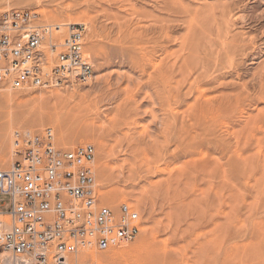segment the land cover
Returning a JSON list of instances; mask_svg holds the SVG:
<instances>
[{
	"label": "rangeland",
	"instance_id": "374dc122",
	"mask_svg": "<svg viewBox=\"0 0 264 264\" xmlns=\"http://www.w3.org/2000/svg\"><path fill=\"white\" fill-rule=\"evenodd\" d=\"M178 1L0 0V9L36 11L43 24L89 27L86 50L95 77L88 85L19 91L0 84V134L8 132L11 115L17 126L0 146L10 158L0 170L18 159L12 151L16 131L51 128L59 148L94 145L102 200L112 207L129 204L141 214L143 228L134 242L108 251L85 248L75 264H149L156 247L173 255L183 246L187 250L181 256L188 253L189 264H264V0ZM120 103L129 116L117 114ZM118 119L123 121L113 132ZM124 120L128 126L121 125ZM128 141L135 147L143 142L136 147L142 159L122 152ZM177 228L184 233L178 241L173 236Z\"/></svg>",
	"mask_w": 264,
	"mask_h": 264
},
{
	"label": "built area",
	"instance_id": "2783aa9c",
	"mask_svg": "<svg viewBox=\"0 0 264 264\" xmlns=\"http://www.w3.org/2000/svg\"><path fill=\"white\" fill-rule=\"evenodd\" d=\"M39 20L27 8L0 9V84L88 85L95 77L88 25ZM14 147L19 160L0 170V264H74L82 249L108 251L139 237L141 214L129 204L109 206L99 194L94 145L59 148L49 128L18 132Z\"/></svg>",
	"mask_w": 264,
	"mask_h": 264
},
{
	"label": "bare ground",
	"instance_id": "6f19581e",
	"mask_svg": "<svg viewBox=\"0 0 264 264\" xmlns=\"http://www.w3.org/2000/svg\"><path fill=\"white\" fill-rule=\"evenodd\" d=\"M175 2H176V1H175ZM177 2H179V1L177 0ZM179 3H180V2H179ZM181 5H182V4H181ZM179 7H180V6H179ZM184 8H185V7H184ZM189 11H190V10H189ZM189 11L187 10V12H189ZM184 12H185V10H184ZM56 19H57V18H56ZM191 21H192V19H191ZM77 23H79V21H78ZM196 23H197V22H196ZM69 24H71V23H69ZM79 24H82V23H79ZM83 24H85V23H83ZM60 25H68V23H61ZM194 27H195V26H194ZM194 27H193V28H194ZM218 31H220V30H218ZM190 32H192V29H191ZM222 32H223V31H222ZM222 32L220 33L221 35H222ZM126 34H127V33H126ZM166 34H167V36H168V33L165 32V35H166ZM206 34H207V33H206ZM218 34H219V32H217V35H218ZM123 36H124V35H123ZM125 36H126V35H125ZM132 36H133V35H132ZM167 36H164V37L166 38ZM189 36H190V35H189ZM210 36H211V35H210ZM170 37H171L172 39H174L171 35H170ZM170 37H169V38H170ZM185 37H186V36H185ZM233 37H234V36H233ZM128 38H129V37H128ZM169 38H168V39H169ZM188 38H189V37H188ZM188 38H187V42H188V40H189ZM212 38H213V37H212ZM126 39H127V38H126ZM220 39H221V38H220ZM220 39H219V40H220ZM232 39H233V38H232ZM169 40H170V39H169ZM215 40H217V39H215ZM233 40H234V39H233ZM154 41H155V40H154ZM222 41H223V40H222ZM231 41H232V40H231ZM182 42H186V40L184 39ZM187 42L185 43V45L187 44ZM190 42H192L191 39H190ZM203 42H204V40H203ZM220 42H221V41H220ZM220 42H219V43H220ZM224 42H225V41H224ZM228 42H229V41H228ZM194 43H195V42H194ZM194 43H193V44H194ZM200 43H201V42H200ZM141 44H143V43H141ZM182 44H183V43H182ZM191 44H192V43H190V45H191ZM222 44H223V42H222ZM224 44H225V43H224ZM224 44H223V45H224ZM228 44H229V43H227V45H228ZM230 44H232V43H230ZM240 44H241V43H240ZM185 45L183 44L182 46L185 47ZM195 45H196V43H195ZM197 45H198V44H197ZM210 45H212V44L210 43ZM223 45H222V46H223ZM232 45H233V44H232ZM187 46H188V45H187ZM200 46H201V45H200ZM237 46H239V45H237ZM247 46H248V45H247ZM125 47H126V46H124L123 48L125 49ZM127 47H129V46H127ZM127 47H126V48H127ZM195 47H196V46H195ZM195 47H194V48H195ZM198 47H199V46H198ZM198 47H196L195 49H197ZM224 47H225V45H224ZM243 47H245V46H243ZM186 48H187V47H186ZM203 48H204V47H203ZM210 48H211V51H212L213 48H212V47H210ZM222 48H223V47H222ZM226 48H227V47H226ZM226 48H225L224 50H226ZM229 48L231 49V46H230ZM121 49H122V48H121ZM189 49H190V48H189ZM215 49H216V48H215ZM233 49H234V47H233ZM244 49H245V48H244ZM128 50H129V49H128ZM128 50H124L123 53H128V54H129V51H128ZM190 50H191V49H190ZM192 50L194 51V49H192ZM192 50H191V51H192ZM224 50H223V52H224ZM122 51H123V50H122ZM168 52H169V51H168ZM213 52H214V51H213ZM230 52H232V51H230ZM233 52H234V51H233ZM236 52H237V50H236ZM166 53H167V52H166ZM191 53H192V52H191ZM195 53H196V52H195ZM198 53H199V52H198ZM224 53H225V52H224ZM174 54H175V53H174ZM174 54H173V55H174ZM189 54H190V53H189ZM196 54H197V53H196ZM196 54H195V55H196ZM222 54H223V53H222ZM222 54H221V55H222ZM226 54H227V52H226ZM226 54H225V55H226ZM229 54H230V53H229ZM232 54H233V53H232ZM131 55H132V54H131ZM168 55H170V53H169ZM175 55H176V54H175ZM192 55H193V53H192ZM195 55H193V56H195ZM227 55H228V54H227ZM235 55H236V53H235ZM235 55H234V56H235ZM136 56H137V55H136ZM171 56H172V55H171ZM208 56H209V54H208ZM217 56H218V55H217ZM229 56L231 57V55H229ZM236 56H237V55H236ZM131 57H132V56H130V54H129V59H131ZM168 57H169V56H168ZM191 57H192V56H191ZM195 57H196V56H195ZM227 57H228V56H227ZM134 58H136V57L134 56ZM185 58L187 59V57H185ZM185 58H183V59H185ZM207 58H210V57H207ZM232 58H233V57H232ZM232 58H231V59H232ZM234 58H235V57H234ZM129 59H128V60H129ZM183 59H182V61H183ZM228 59H229V57H228ZM228 59H227V60H228ZM187 60H188V59H187ZM208 60H209V59H208ZM224 60H225V59H224ZM229 60H230V59H229ZM184 61H186V60H184ZM191 61H192V59H191ZM232 61H233V60H230L231 63H232ZM166 62H167V61H166ZM193 62H194V61H193ZM211 62H212V61H211ZM215 62H216V61H215ZM228 62H229V61H228ZM129 63H130V62H129ZM167 63H168V62H167ZM167 63H166V64H167ZM184 63H185V62H184ZM184 63H180V67H181V65L183 66ZM233 63H234V62H233ZM187 64H188V61H187ZM187 64H186V65H187ZM203 64H204V63H203ZM214 64H215V63H214ZM217 64H220V63L216 62V65H217ZM233 65H234V64H233ZM170 66H171V65H170ZM173 66H174V65H173ZM184 66H185V64H184ZM187 66H189V64H188ZM191 66L193 67V65H191ZM195 66H197V65H195ZM225 66H226V65H225ZM227 66H228V65H227ZM230 66H231V65H230ZM156 67H158V65H157ZM166 67H167V66H166ZM178 67H179V66H178ZM180 67H179V68H180ZM202 67L204 68V65H203ZM202 67L200 66V68H201L200 71H202ZM159 68H160V70H162L160 66H159ZM164 68H165V67H164ZM164 68H163V69H164ZM188 68H189V67H188ZM200 68H199V69H200ZM225 68H226V67H225ZM165 69H166V68H165ZM185 69H187V68H185ZM220 69H221V68H220ZM180 70H182V68H181ZM192 70H193V69H192ZM203 70H204V69H203ZM213 70L215 71V69H213ZM185 71H186V70H185ZM190 71H191V70H190ZM190 71H189V72H190ZM204 71H205V70H204ZM206 71H208V70H206ZM165 72H166V71H165ZM166 73H167V72H166ZM166 73H164V71H163V73H161V74H166ZM186 73H187V72H186ZM154 74H155V73H154ZM161 74H160V75H161ZM209 74H210V73H209ZM171 75H172V74H171ZM161 76H162V75H161ZM164 76H166V75H163V77H164ZM167 76H168V75H167ZM184 76H185V75H184ZM209 76H211V75H209ZM260 76H261V74H260ZM169 77H170V76H168V78H169ZM207 78H208V76H207ZM183 79H185V77H184ZM164 80H165V77H164ZM179 80H180V79H179ZM207 80H210V79H207ZM165 81H166V80H165ZM181 82H183V80H182ZM208 82H209V81H208ZM177 83L179 84V81H178ZM170 84H171V83H170ZM172 84H173V82H172ZM178 84H177V85H178ZM220 84H221V82H220ZM222 84H223V83H222ZM224 84H225V83H224ZM246 84H247V83H246ZM190 85H191V84H190ZM178 86H179V85H178ZM219 86H220V85H219ZM9 87H11V86H9ZM243 87H244V85H243ZM11 88H12V87H11ZM171 88H172V86H170V89H171ZM190 88H191V87H190ZM190 88H189V89H190ZM198 89H200V88H198ZM201 89H202V88H201ZM40 90H41V89H40ZM172 90H173V89H172ZM172 90H171V91H172ZM19 91H26V90H19ZM181 92H182V91H181ZM177 93H178V92H177ZM186 93H187V91H186ZM8 94H9V93H6V95H3V96H5L6 100H7V99H10V96H9L10 94H9V95H8ZM173 94H174V93H173ZM183 94H184V93H183ZM202 94H203V93H201V95H202ZM175 95H176V94H175ZM177 96H178V95H177ZM202 96H203V95H202ZM202 96H201V97H202ZM172 97H174V95H173ZM199 97H200V96H199ZM199 97H198V98H199ZM201 97H200V98H201ZM221 97H222V96H221ZM249 97H250V96H248V98H249ZM3 98H4V97H3ZM5 98H4V99H5ZM174 98H176V96H175ZM196 98H197V97H196ZM198 98H197V99H198ZM245 98H247V97L245 96ZM248 98H247V99H248ZM12 99H13V97H12ZM12 99H11V100H12ZM178 99H179V98L177 97V100H178ZM249 99H250V98H249ZM6 100H5V101H6ZM11 100H10V102H11ZM171 100H172V99H171ZM179 100H180V99H179ZM179 100L176 101V102H179ZM204 100H205V99H204ZM202 101H203V100H202ZM209 101H210V100H209ZM209 101H208V103H209ZM214 101L216 102L217 100L215 99ZM10 102L8 101L7 103L10 104ZM220 102H221V101H220ZM243 102H244V101H243ZM7 103H6V104H7ZM171 104H172V102H171ZM198 104H199V103H198ZM211 104H212V103H211ZM219 104H221V103H219ZM222 104H223V103H222ZM124 105H125V104H124ZM201 105H202V104H201ZM216 105H217V104H216ZM227 105H228V103H227ZM192 106H195V104L192 105ZM209 106H210V105H209ZM232 106H233V105H232ZM122 107H124V106H123V104L121 105V103H120V105H118V107L116 108V109L118 110V113H117V112H116V113H117L119 116H121L122 118H123V116H124V115L122 116L123 113L125 114V117H126V115L129 116L130 114L128 115L127 112H124V110L122 109ZM189 107H191V106H189ZM125 108H126V106H125ZM222 108H223V107H222ZM225 108H226V107H225ZM227 108H228V107H227ZM172 109H173V108H172ZM192 109H193V108H192ZM199 109H200V108H199ZM201 109H202L201 112H203L204 110H203L202 107H201ZM217 109H218V108H217ZM219 109H221V108L219 107ZM233 109H234V108H233ZM122 110H123V111H122ZM173 110H174V109H173ZM213 110H214V109H213ZM121 111H122V112H121ZM126 111H127V110H126ZM128 111H129V110H128ZM131 111H132V110H131ZM175 111H176V110H175ZM199 111H200V110H199ZM216 111H219V110H216ZM220 111H221V110H220ZM226 111H227V110H226ZM177 112H178V111H177ZM177 112H176V113H177ZM189 112H190V111H189ZM204 112L206 113V110H205ZM262 112H263V111H262ZM262 112H261V113H262ZM120 113H122V114L120 115ZM129 113H130V112H129ZM209 113H210V112H209ZM211 113H212V111H211ZM185 114H186V113H185ZM185 114H184V115H185ZM187 114H188V113H187ZM214 114L216 115V113H214ZM218 114H219V113H218ZM221 114L223 115L222 112H221ZM14 115H15V114H14ZM14 115H13V116L11 115V117H9V119H8V120H10V124H9V122H8V125H9V126L7 127V128H8V132L5 133L4 135H1V134H0L1 136H3V137H2V140L0 139V146L2 147V149H3L4 146H6V143H8V139L10 138V133H12L11 131H12V130L14 131L15 127H17V126L14 127V123H13V121L15 122V120H14V118H15ZM118 115H117V116H118ZM184 115H183V116H184ZM195 115H196V114H195ZM197 115L200 116V120H201V119L203 120L204 118H205V120H206V117L204 116L205 114H203V118H201V117H202V116H201L202 114L200 115V112H199V114H197ZM206 115H209V114H206ZM119 116H118V117H119ZM188 116H189V114H188ZM212 116H213V113H212L211 117H212ZM218 116H220V115H218ZM223 116H224V115H223ZM121 117H119V118H121ZM181 117H182V116H181ZM207 117L209 118L210 116H207ZM220 117H221V116H220ZM116 118H117V117H116ZM127 118H128V117H127ZM127 118H126V119H127ZM182 118H184V117H182ZM182 118H181V119H182ZM213 118L215 119L216 117L214 116ZM213 118H212V119H213ZM218 118H219V117H218ZM218 118L215 119L216 122H217V119H218ZM78 119H79V118H78ZM196 119H197V118H196ZM196 119H195V120H196ZM198 119H199V117H198ZM198 119H197V120H198ZM219 119H220V118H219ZM250 119H252V118H250ZM8 120H7V121H8ZM23 120H24V119H23ZM25 120H27V119L25 118ZM93 120H94V119H93ZM120 120H121V119H120ZM135 120H136V119H135ZM160 120H161V119H160ZM178 120H179V119H178ZM183 120H184V119H183ZM202 120H201V121H202ZM21 121H22V120H19L20 123H21ZM77 121H78V120H77ZM122 121H123V120H122ZM122 121H119V119L117 120L116 123H115V121H114V123H113L114 126L112 125V126H113L112 128L114 129V130L112 129L113 132H117V131H119V130H117V128H118L117 123H119V122L121 123ZM124 121H127V120H124ZM189 121H190V120H189ZM198 121H199V120H198ZM219 121H220V120H219ZM250 121H251V120H250ZM250 121H249V122H250ZM111 122H112V121H111ZM131 122H132V121H131ZM196 122H197V121H196ZM212 122H213V121H212ZM73 123H74V122H73ZM79 123H80V122H79ZM192 123H193V122H192ZM199 123H200V122H199ZM199 123H197V127H199V125H200ZM207 123H208V122H207ZM207 123L205 122L206 125H207ZM209 123H211V121H209ZM214 123H215V122H214ZM222 123H223V122H222ZM124 124H125V125H124ZM130 124H131V123H130ZM167 124H168V123H166V125H167ZM169 124H170V122H169ZM174 124H177V123H173V126H176V125H174ZM180 124H182V122H180ZM194 124H195V122H194ZM85 125H86V124H85ZM89 125H90V124H89ZM89 125H88V126H89ZM110 125H111V124H110ZM121 125H123V126H128L129 123H128V121H127L126 123H123V124H121ZM171 125H172V124H171ZM189 125H190V124H189ZM212 125H214V124H211V125H209V126H212ZM215 125H219V124H215ZM116 126H117V128H116ZM169 126H170V125H169ZM195 126H196V125H195ZM166 127H167V126H166ZM166 127H165V128H166ZM179 127H180V126H179ZM5 128H6V127H5ZM13 128H14V129H13ZM110 128H111V127H110ZM121 128H122V126H121ZM172 128H174V127H172ZM172 128H170V129H172ZM180 128H181V127H180ZM193 128H194V127H193ZM205 128H206V127H205ZM89 129H90V128H89ZM118 129H119V128H118ZM174 129H175V128H174ZM176 129H177V126H176ZM194 129H195V128H194ZM112 130H111V131H112ZM115 130H116V131H115ZM166 130H167V129H166ZM185 130H186V129H185ZM4 131H5V130H4ZM6 131H7V130H6ZM88 131H89V130H88ZM170 131H171V130H170ZM208 131H209V130H208ZM18 132L32 133V132H30V131H16V132L14 133V135H13V150H12V151H14V155H16V153H15V147H14V137H15V135H16ZM192 132H195V131H192ZM233 132H234V131H233ZM88 133H89V132H88ZM91 133H92V132H91V129H90V135H91ZM120 133H121V132H120ZM122 133H123V132H122ZM188 133H189V132H188ZM197 133H198V132H197ZM200 133H201V132H200ZM127 134H128V133H127ZM167 134H168V133H167ZM184 134H185V133H184ZM235 134L237 135V133H235ZM93 135H94V134H93ZM93 135H92V136H93ZM124 135H126V134H124ZM176 135H177V134H176ZM187 135H188V134H187ZM189 135H190V134H189ZM200 135H201V134H200ZM122 136H123V135H122ZM165 136H166V135H165ZM227 136H228V135H227ZM131 137H132V136H131ZM179 137H180V135H179ZM191 137H192V136H191ZM208 137H209V136H208ZM94 138H95V137H94ZM126 138H129V135H128V137L126 136ZM183 138H184V137H183ZM153 139H154V138H153ZM184 139H185V138H184ZM97 140H98V139H97ZM117 140H118V139H117ZM124 140H125V139H124ZM130 140H131V139H130ZM182 140H183V139H182ZM186 140H187V139H186ZM210 140H211V139H210ZM95 141H96V140H95ZM120 141H121V139H120ZM139 141H140V140H139ZM188 141H189V140H188ZM192 141L194 142V140H192ZM9 142H10V141H9ZM99 142H100V141H99ZM128 142H129V141H128ZM133 142H134V141H133ZM241 142H242V141H241ZM115 143H116V142H115ZM139 143L142 144L143 142H142V143H141V142H137L135 145L138 146ZM204 143H206V142H204ZM85 145H87V144H85ZM118 145H119V144H118ZM151 145H152V144H151ZM194 145H195V144H194ZM81 146H83V145H81ZM103 146H104V145H103L102 143H99V147H100V148H102ZM137 146H136V147H137ZM195 146H196V145H195ZM1 147H0V148H1ZM77 147H79V146H77ZM77 147H76V148H77ZM136 147H135V146H132V143L129 142L128 145L126 146V148L122 150V152H125V153L128 152V154H130L131 156H133L136 160H137V157H139L140 159H142L141 156H138V155H137V154L139 153V151H141V149L138 150ZM76 148H73V149H76ZM103 148H104V147H103ZM194 148H195V147H194ZM104 149H105V148H104ZM104 149H102V150H104ZM113 150H114V149H113ZM145 150H146V149H145ZM145 150H144V151H145ZM196 150H197V148H196ZM198 150H200V149L198 148ZM159 151H160V150H159ZM159 151H158L157 154H160V153H161V152H159ZM193 151H194V150H193ZM201 151H203V150H201ZM145 153L147 154L146 151H145ZM233 153H235V152H233ZM9 154H10V153H9ZM146 154H145V155H146ZM136 155H137V157H136ZM139 155H140V154H139ZM204 155H205V154H204ZM235 155H236V153H235ZM7 156H8V155H7ZM7 156H6V154H2V153H0V167H4V168L6 167L5 165H7V162H8V160L10 159V158H7ZM143 156H144V155H143ZM147 156H150V155L147 154L146 156L143 157V159L145 160V164H149V165H150V163L147 162V161L150 160V158L147 157ZM205 156H206V155H205ZM8 157H9V156H8ZM146 157H147V158H146ZM233 157H234V156H233ZM235 157H236V156H235ZM235 157H234V158H235ZM145 158L147 159V161H146ZM148 158H149V159H148ZM228 158H229V156H228ZM18 160H19V158L17 159V161H18ZM128 160H130V159H128ZM128 160L126 159V161H128ZM132 160H133V159H132ZM144 160H140V162L142 161V163L140 164V166H141V165H144V164H143V161H144ZM216 160H217V159H216ZM227 160H228V159H227ZM230 160H231V159H229V161H230ZM234 160H235V159H234ZM17 161H16V162H17ZM130 161H131V160H130ZM150 161H151V160H150ZM199 161H200V160H199ZM16 162H15V163H16ZM140 162H139V163H140ZM146 162H147V163H146ZM226 162H227V161H226ZM8 163H9V162H8ZM15 163H14V164H15ZM9 164H10V163H9ZM9 164H8V165H9ZM14 164H13V165H14ZM212 164H213V162H212ZM220 164H221V163H220ZM224 164H225V163H224ZM13 165H12V166H13ZM149 165H147V166H149ZM203 165H205V164H203ZM203 165H202V167H203ZM214 165H215V164H214ZM207 166H208V165H207ZM220 166H221V165H220ZM222 166H224V165H222ZM205 167H206V166H205ZM212 167H213V166H212ZM212 167H210V168H212ZM10 168H11V167H10ZM147 168H148V167H147ZM210 168L208 169L209 171L211 170ZM213 168H214V167H213ZM220 168H221V167H220ZM224 168H225V167H224ZM224 168H222V169H224ZM150 169H151V168H150ZM206 170H207V168H206ZM220 170H221V169H220ZM224 170H225V171H224V174H225V173H226V169H224ZM204 171H205V170H204ZM205 172H207V171H205ZM212 172H213V171H212ZM218 172H219V171H218ZM220 173H221V172H220ZM201 174H202V173H201ZM206 174H208V173H206ZM209 174H210V172H209ZM189 175H190V174H189ZM198 175H199V174H198ZM210 175H211V174H210ZM216 175H217V174H216ZM194 176H196V175H194ZM207 176H209V175H207ZM207 176H206V177H207ZM191 178H192V177H191ZM201 178H202V177H201ZM203 180H204V179H203ZM188 181H189V180H188ZM200 181H201V180H200ZM205 181H208V180L205 179ZM218 183H219V180H218ZM207 184H208V183H207ZM169 190H170V189H169ZM213 190H214V189H213ZM223 191H224V190H223ZM99 194H100V193H99ZM230 197H231V196H230ZM261 200H262V199H261ZM104 203H105V202H104ZM107 205H108V204H107ZM109 206H110V205H109ZM130 206H131V205H130ZM230 206H232V205H230ZM134 209H135V208H134ZM233 209H234V208H233ZM173 210H174V209H173ZM175 211L177 212V210H175ZM173 212H174V211H173ZM176 212H175V213H176ZM171 214H173V213H171ZM177 215H178V214H177ZM175 219H176V218H175ZM238 219H239V218H238ZM177 220H178V219H177ZM173 223H174V222H173ZM177 223H178V221H177ZM170 224H171V223H170ZM190 225H192V224H190ZM190 225H189V226H190ZM219 225H220V224H219ZM177 226H178V225H177ZM216 226H217V225H216ZM174 227H175V226H174ZM191 227H192V226H191ZM217 227H218V226H217ZM186 228H188V226H186ZM228 228H229V227H228ZM173 230H174V229H173ZM186 230H188V229H186ZM186 230L184 229L183 231H186ZM191 230H193V229H191ZM191 230H188V231L191 232ZM169 231H170V230H169ZM188 231H187V232H188ZM236 231H237V230H236ZM236 231H235V232H236ZM171 232H172V231H171ZM174 232H175V233H174ZM174 232H173V233H174L173 236H174V239H175L176 241H178V240H180L182 237H184V233H183V232H181V234L179 235V233H180V232H179V228H177L176 231L174 230ZM185 233H186V232H185ZM223 233H224V232H223ZM191 234H192V233H191ZM170 235H171V234H170ZM170 235L168 236L169 238H170ZM185 235H186V234H185ZM171 236H172V235H171ZM186 236H187V235H186ZM216 237H218V236L216 235ZM169 238H168V239H169ZM185 238H186V237H185ZM184 240H185V239H184ZM187 240H188V239H187ZM212 240H213V239H212ZM213 241H216V239L213 240ZM218 242H219V241H218ZM172 243L174 244L175 242H172ZM187 243H188V242H187ZM210 243H211V242H210ZM220 243H221V242H220ZM234 243H235V242H234ZM170 244H171V243H169V245H170ZM124 245H127V244H123V245H121V246H124ZM166 245H167V242H166ZM166 245L164 244V247H166ZM171 245H172V244H171ZM219 245H220V244H219ZM121 246H118V247H121ZM175 246H176V245H175ZM175 246H173V247H175ZM178 246H179V245H178ZM231 246H232V245H231ZM118 247H113V248H111V249L118 248ZM161 247H163V246H161ZM167 247L169 248V246H167ZM170 247H171V246H170ZM179 247H180V246H179ZM181 247H182V246H181ZM183 247H184L185 250H187V249L185 248V246H183ZM217 247L219 248V246H217ZM91 248H93V247H91ZM157 248L161 251V248L156 247V253H155L156 255H153V256L151 255V257H150V258H151V261H150L149 264H189V262H190V261H189V262L186 261V259H185V257H187L188 259L190 258V257H188L189 255H188V256L186 255V254H188V253H186L185 255H184V253H183V255H182L183 257L181 256V250H183V252L185 251L183 248L174 251V254H173V255H172V253H170V251H169V253H168V251H167V250H164V249H163V250L166 251L167 253L165 252V255H163L161 252H164V251H161V252H160ZM168 248H166V249H168ZM213 248H214V247H213ZM218 248H216L218 251L221 250V248H220V249H218ZM111 249H110V250H111ZM170 249H171V248H170ZM82 250H83V249H82ZM168 250H169V249H168ZM227 250H228V249H227ZM227 250H226V251H227ZM236 250H237V249H236ZM80 251H81V250H80ZM157 251H158L159 254L157 253ZM171 252H172V251H171ZM186 252H187V251H186ZM219 252H220V251H219ZM237 252H238V250H237ZM79 253H80V252H79ZM79 253H78V254H79ZM78 254L76 255V257L78 256ZM160 254H161V255H160ZM217 256H218V255H217ZM76 257H75V258H76ZM191 262H192V261H191ZM74 264H75V259H74ZM194 264H197V263H194Z\"/></svg>",
	"mask_w": 264,
	"mask_h": 264
}]
</instances>
